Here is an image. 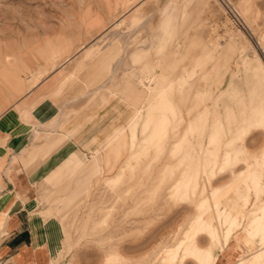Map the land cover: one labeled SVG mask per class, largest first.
<instances>
[{
    "label": "rangeland",
    "instance_id": "374dc122",
    "mask_svg": "<svg viewBox=\"0 0 264 264\" xmlns=\"http://www.w3.org/2000/svg\"><path fill=\"white\" fill-rule=\"evenodd\" d=\"M156 73L167 87L146 105ZM42 100L87 159L48 264H176L165 250L208 215L213 264L250 254L238 234L264 203V0H0V115L28 121Z\"/></svg>",
    "mask_w": 264,
    "mask_h": 264
},
{
    "label": "crops",
    "instance_id": "0c3cea01",
    "mask_svg": "<svg viewBox=\"0 0 264 264\" xmlns=\"http://www.w3.org/2000/svg\"><path fill=\"white\" fill-rule=\"evenodd\" d=\"M54 111L52 103L42 100L30 111L28 121L13 111L0 115L3 264H48L64 201L85 178L82 136L76 140L77 134L68 133L69 128L59 130L57 123L47 126Z\"/></svg>",
    "mask_w": 264,
    "mask_h": 264
},
{
    "label": "bare ground",
    "instance_id": "6f19581e",
    "mask_svg": "<svg viewBox=\"0 0 264 264\" xmlns=\"http://www.w3.org/2000/svg\"><path fill=\"white\" fill-rule=\"evenodd\" d=\"M166 80L167 79H164L161 74L156 73L155 75H153L152 83L148 86H144L143 89L145 90V93L143 96V101L146 105L150 104L153 99L157 98L165 91L167 87ZM141 111V109H137L135 113L130 115L126 120L125 125H120L118 131L110 138L108 143H112L113 140L121 135L126 130V128L138 118V116L141 114ZM226 155H228V152L225 153V156ZM257 167L258 168H256L252 176V191L255 195H257V193H259L261 189V180L264 173V169H262L261 166ZM230 208L234 218H238L239 220L243 221L245 220V215L240 203L234 201ZM210 222V215L206 216L205 218H200V216L194 217L190 225L183 232V236L165 250L167 252L165 255L169 258V260L172 263L174 262L176 264H184L187 259L194 260L196 264H213L214 261H217V254L214 252V249H216L217 247V245L215 244L216 242H219L220 236H216V238H213L211 240L213 243V246L211 247H201L198 244V235L200 234L201 227L205 224H209ZM215 234L219 235L217 234V231L215 232ZM228 236L229 235L227 234L226 239ZM238 239H240L246 245H251L252 249L249 255H247L246 257L240 255L239 258H237L236 261L231 264H264L263 202L259 205L257 210L251 214L243 231L238 234ZM257 239L259 240V246L256 248V246H254V243Z\"/></svg>",
    "mask_w": 264,
    "mask_h": 264
},
{
    "label": "built area",
    "instance_id": "2783aa9c",
    "mask_svg": "<svg viewBox=\"0 0 264 264\" xmlns=\"http://www.w3.org/2000/svg\"><path fill=\"white\" fill-rule=\"evenodd\" d=\"M0 264H3V261L0 260Z\"/></svg>",
    "mask_w": 264,
    "mask_h": 264
}]
</instances>
